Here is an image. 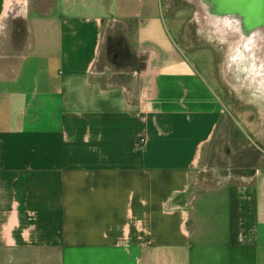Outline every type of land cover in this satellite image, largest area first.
Masks as SVG:
<instances>
[{
    "label": "crops",
    "instance_id": "0c3cea01",
    "mask_svg": "<svg viewBox=\"0 0 264 264\" xmlns=\"http://www.w3.org/2000/svg\"><path fill=\"white\" fill-rule=\"evenodd\" d=\"M189 22L161 0H0V264H264V163L194 169L223 107Z\"/></svg>",
    "mask_w": 264,
    "mask_h": 264
},
{
    "label": "rangeland",
    "instance_id": "374dc122",
    "mask_svg": "<svg viewBox=\"0 0 264 264\" xmlns=\"http://www.w3.org/2000/svg\"><path fill=\"white\" fill-rule=\"evenodd\" d=\"M161 1L165 15H174L190 21L183 25L174 24L173 26L175 28L180 25L184 26L188 39H191L199 47H203L206 44L212 50V56L215 60V71L218 78L217 90L223 108L215 131L194 166L196 175L209 176L211 177L209 180H216L228 172L241 174L250 171L248 169L256 168L260 163H264V148L254 139L255 126L253 122L256 118V110L253 106V95L263 94L264 92H262L261 88H250L247 78L252 71L258 76L263 73L259 71L260 67H257L256 56L258 53L254 49L259 33L255 32L253 42H249L246 39L243 40L237 55L228 63L229 66L226 71V66L224 65L230 52L229 48L234 45L232 44L233 40L231 44H222L221 40L219 41L211 36L216 21L209 17L211 16L209 8L204 5V7H201L204 14H207L210 18L207 21V30L205 32L202 28L200 29L199 23L193 19L199 10L194 0ZM261 7L263 9H260V6L253 7L256 12L255 14L253 11L255 16L264 14V6ZM209 36L213 39L209 40ZM259 54L261 59H264V45H262ZM197 61L207 65L209 58L207 55H203L197 58Z\"/></svg>",
    "mask_w": 264,
    "mask_h": 264
},
{
    "label": "bare ground",
    "instance_id": "6f19581e",
    "mask_svg": "<svg viewBox=\"0 0 264 264\" xmlns=\"http://www.w3.org/2000/svg\"><path fill=\"white\" fill-rule=\"evenodd\" d=\"M194 2L199 9L197 14L199 19L203 16L208 17L207 14H204L201 7L205 6L211 11V16L209 17H212L213 21H216L212 33H216L225 38L230 42L229 44H231L233 40L232 44L234 45H231L232 50L229 52L227 63L237 55L240 44L244 39L253 42L255 39V32L257 31L259 33L254 49L259 55L256 56L257 67H260L259 71L263 73L260 74L261 76H258L252 71L248 77V81L250 84L253 83L262 86V78L264 79V59H261L259 52L262 45H264V14L255 16V11L253 10L255 5L249 0L245 4L242 3V0H194ZM257 4L260 6V9H263L261 6H264V0H257ZM242 5H244V7ZM209 17L208 19H210ZM201 20L204 21V19Z\"/></svg>",
    "mask_w": 264,
    "mask_h": 264
},
{
    "label": "water",
    "instance_id": "95a60500",
    "mask_svg": "<svg viewBox=\"0 0 264 264\" xmlns=\"http://www.w3.org/2000/svg\"><path fill=\"white\" fill-rule=\"evenodd\" d=\"M247 1H248V0H242V3L245 4ZM249 1L252 2L254 5H255V4L258 5V4H257V0H249ZM256 5H255V6H256ZM242 6L244 7V5H242ZM258 6H259V5H258Z\"/></svg>",
    "mask_w": 264,
    "mask_h": 264
}]
</instances>
